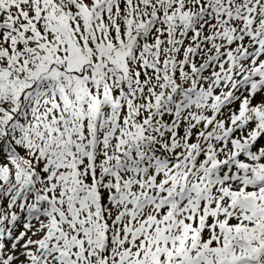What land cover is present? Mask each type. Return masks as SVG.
Returning a JSON list of instances; mask_svg holds the SVG:
<instances>
[{
  "label": "snow or ice",
  "instance_id": "snow-or-ice-1",
  "mask_svg": "<svg viewBox=\"0 0 264 264\" xmlns=\"http://www.w3.org/2000/svg\"><path fill=\"white\" fill-rule=\"evenodd\" d=\"M0 264H264V0H0Z\"/></svg>",
  "mask_w": 264,
  "mask_h": 264
}]
</instances>
